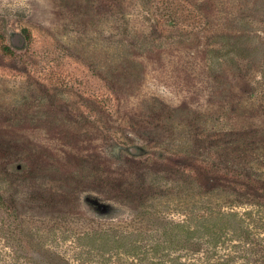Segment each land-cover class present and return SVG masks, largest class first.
<instances>
[{
	"label": "rangeland",
	"instance_id": "rangeland-1",
	"mask_svg": "<svg viewBox=\"0 0 264 264\" xmlns=\"http://www.w3.org/2000/svg\"><path fill=\"white\" fill-rule=\"evenodd\" d=\"M0 264H264V0H0Z\"/></svg>",
	"mask_w": 264,
	"mask_h": 264
},
{
	"label": "water",
	"instance_id": "water-1",
	"mask_svg": "<svg viewBox=\"0 0 264 264\" xmlns=\"http://www.w3.org/2000/svg\"><path fill=\"white\" fill-rule=\"evenodd\" d=\"M17 39V38H16Z\"/></svg>",
	"mask_w": 264,
	"mask_h": 264
}]
</instances>
